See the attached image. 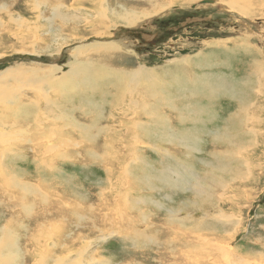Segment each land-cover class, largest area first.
I'll use <instances>...</instances> for the list:
<instances>
[{
  "label": "rangeland",
  "instance_id": "374dc122",
  "mask_svg": "<svg viewBox=\"0 0 264 264\" xmlns=\"http://www.w3.org/2000/svg\"><path fill=\"white\" fill-rule=\"evenodd\" d=\"M203 1L207 0H158L157 5L163 4L165 8L157 12L158 6L155 5L157 2L155 0H126L127 4L130 2L129 5L134 7L132 9L135 13L134 17L139 19L143 15L148 16L147 21L144 19L139 21L136 26L126 27L110 21L106 15L101 13L103 9L107 10L115 2L114 0H95L94 4L90 1L82 2L81 0H0V85L5 82L3 88H0V103L2 102L0 115L2 118L13 117V119L23 122L31 120L30 116L32 117V115L29 112L34 111L36 104L25 100L24 95L27 94L28 96L34 86L31 87V82H27L26 84L30 87L25 90L24 81L19 78L20 76L56 68L64 71L63 74L67 73L68 65L73 61L71 54L78 53L77 48H87L97 43L108 44L121 41L128 47L124 48L129 49L128 51H131L133 56L125 57L119 53L112 54L110 52L108 58L104 60L97 58L93 61L90 59V62L96 61L98 66L104 70L107 69V66L116 68V70L121 69V71L123 69L126 71L144 69L147 72L148 83L150 82L149 87L155 79L159 81L160 78L165 82L166 76L176 75L177 71L174 69V64L183 63L176 61L189 58L191 54H194L196 58L202 56L207 63L206 69L199 68L197 70L195 77H198V87L208 84L215 71L210 64V62L213 63V60L210 61L206 51L207 47L211 52V47L208 46L222 47V50L228 51L225 53L226 57L238 60V65L234 67V71L231 69L230 71L234 78H237V81L243 82L241 85L248 86L253 79L251 76L254 75L259 77L258 81L262 84L257 89V93L248 91L250 95H253L251 93H255V95L242 102L237 110L235 105L240 100L237 87L232 81H226V93L238 97V100L232 103L233 109L237 111L234 113L225 112L221 109L215 111L216 107L214 106L208 107L198 104L197 107L211 116L210 118H205L202 113L197 112L199 111L197 109V111H193L181 100L179 96H191L193 88L187 83L180 84L176 87L180 107L177 100L173 112H166L167 109L155 105L148 108L151 113L165 117L167 114L166 118L168 121L170 120L171 128L161 127L164 123L160 121V118L151 117L152 122H148L147 127L143 125L140 127V131L143 133L144 129L149 128V139L146 144L143 142L136 143L135 137L131 133L126 135L133 141H128L125 134H122L123 141L118 136L120 144L117 140L118 132L134 131L135 125L132 114L138 107L134 101H142L141 99L129 98V96L123 97L118 101V103H122L121 106L113 111L112 108L109 110L111 102L119 93L115 90L123 89L118 86L121 83L120 80L122 81L120 77L113 75L106 77L108 79L105 88L107 99H103L98 93L92 92L96 91V82L99 76H90L84 80V92L80 97L68 93V84L70 85L71 81L67 85L60 84L61 86L53 89L43 86L48 94L52 92L56 96L52 100L56 105L53 108L55 113H51L48 107H44L43 110L47 111V115L56 123L55 125L51 123L54 126V128L52 126L54 137L51 142L55 143L57 147L55 146L51 155L47 156V153H44L45 160L51 161L49 165L43 162L40 157L41 153L37 154V151L45 144V142L41 143V139L37 142L26 140L24 143L28 145V150L25 153L17 152V159L14 158L15 155L12 152L8 151L9 155L5 160L6 166L13 165L19 171L16 172L11 166H8L3 172V175L7 176L5 173L10 171V178L4 182L15 180L16 186L10 188L1 184L2 188L0 187L2 193L0 242L5 239L6 234L1 232L5 228H8L9 232L11 231L8 237L15 242L12 243L14 247L0 244V258L5 257L4 259H8L9 263L12 264H34L32 256L37 254L34 250L37 241H33L34 237L31 236L35 234L38 225L41 223L46 225L45 218L50 219L51 223L59 221L61 224L64 223L60 228L56 226L64 232L62 236L59 233L61 241L64 243L63 245H70L71 242L76 241V246L70 247V249H77L80 240L100 235L99 230L107 232L111 230H108V226L103 227L96 223L100 217H104V214L112 216L110 214L111 206L120 209L118 212L125 211V207L126 209L129 207L128 213L130 215L136 214L133 210L134 204L130 207L129 203L127 206L121 201L123 196H119V199L116 197L117 191L109 188L110 166L103 164L100 157L103 155V148L107 144L112 146L107 150V153L113 157L116 153L120 155L125 149L137 146L136 149L131 150L130 154V157L135 158L136 161L130 162L127 156V159L124 160L125 165H127V172H121L120 175L117 172L120 166L124 165L120 163L123 159L116 157L118 160L114 163V182L112 183L121 178L125 182L123 191L128 189L129 184L132 190L140 188V193L134 194L132 198L136 200L137 207L141 206L142 208L135 210L147 217L146 223L142 225L143 228L149 227L151 229V219H155L158 237V240L154 237L148 241L149 232H140L138 237H133L131 235L133 229L121 223L127 231L120 234L114 232L104 241L95 244V249L98 250L100 258L106 260L107 264H228L231 260L234 262L230 264H235L239 258L244 260V263L241 262L243 264H256L257 259H262L259 262L264 264V247H262L264 246V58L255 60L258 61L255 62L253 61L254 55L248 53V62H246L244 49L242 53L239 51H237L238 54L234 53L241 49V45L243 47L244 43L249 49L252 47V49L255 48L259 51L260 46L264 51V0H210L212 4L201 5L200 3ZM246 1L252 6L251 9H248V13H238L239 8L244 7ZM107 2L110 4L107 5ZM119 3L124 5V0ZM168 4L169 6H167ZM59 5L62 6V11L52 10V7ZM229 6H235V8L231 9ZM115 8L119 9V6L117 5ZM72 16H78L81 19L73 21ZM16 20L20 21L18 24L21 23V25H16L14 23ZM54 28L59 29L57 32L63 40L73 39V41L63 46L59 42L57 46L60 48L54 49ZM79 37L82 39L75 42V39ZM56 40H60V38H56ZM232 41L238 42L231 43ZM88 49L91 50L92 48ZM252 49L249 52H253ZM89 50L81 56V61H84L83 64L86 65V68H95L93 65H87L89 60L86 58L91 57V54L94 53ZM111 55L119 56V58L111 59ZM216 63L217 68L222 69L220 62L217 61ZM242 64L246 70H243ZM226 67L230 68V64H226ZM157 70H165L166 75L157 72ZM7 71H14L15 77L14 74L10 77L6 76ZM217 75L216 72V79L221 80V77ZM52 76H56L58 81L60 80L58 74L55 73ZM11 78L17 79L14 81L10 80ZM90 81H93L94 86L90 88L88 93L86 89ZM210 83L213 84L214 82ZM14 86L18 87L16 90L18 93H13L11 96L15 94L21 96L19 106L12 103L8 104L7 102H12L13 99L6 98L8 101L3 96ZM127 87L130 89V94L133 91L134 94L139 91L138 86H132V88L129 85ZM166 88L164 87L165 90ZM154 89L160 90V88ZM164 89L160 91H164ZM216 91L212 95L215 100L214 104L223 108L222 102L218 105L216 103L224 96L219 94L221 92L219 88ZM179 92L185 94L179 95ZM142 93L144 95V92ZM163 93L161 92L162 96L169 97ZM8 111L9 113H7ZM64 115L66 119L63 117ZM108 116L111 117L109 122ZM255 117H259V119L256 121ZM66 126L69 127L66 128ZM103 127L108 128L106 134L100 132ZM61 129L65 136L61 134ZM79 129L83 131L81 134L77 132ZM169 129L171 135H165ZM173 129L177 134L172 132ZM6 132V136L10 137L9 140L7 137L4 139H7L8 142L14 140L18 134L16 132L14 135V131ZM58 134L61 135L62 139L60 135L58 137ZM158 134H160L161 142L156 138ZM151 141L157 142L155 145L163 147V150L161 151L159 147L158 149L150 144ZM1 142L2 138L0 139ZM61 142L62 145H60ZM65 144L66 147L63 146ZM143 144L145 145L143 146ZM4 148L10 150V145L8 144ZM35 148H37L36 152L33 151ZM186 148H192V150ZM21 155H25L24 158H20ZM11 162L13 163L11 164ZM210 181H213V184ZM23 182H31V188L33 185L35 187L33 191L38 190V186H47L54 191V199L59 202V206L54 202L51 206L47 204L51 208V212L41 214L43 216L39 217L37 224L34 222L36 221L35 217H25L24 210L33 209V212L37 214L39 209L36 208L40 207L42 202L30 203L27 205L29 208L26 205L22 206L19 209L20 215H16L14 212L17 209L14 208V205L12 206L11 200L7 201L8 197L16 196L13 194L23 196L25 203L32 201L33 198L28 196V193L33 192L21 189ZM225 185L230 187L227 191L228 197L222 196L224 195L223 189H227ZM229 191L234 198L229 197L231 195ZM104 195H107L106 202L102 199ZM200 205L202 209H200ZM202 210H206L203 211V215ZM221 211L227 215L235 214V217L230 218L228 222L223 220L226 223L225 231L219 224L213 223H220V221L222 223L220 217L216 220L209 216L212 221L209 220V217H204L205 214H216L217 212L220 214ZM118 212L113 217L119 222L122 221L123 217ZM186 214L191 216L187 221L184 219L187 217ZM12 215H15V218L12 220L14 222L10 224L7 219H11ZM166 219L178 227L182 233H188V235L180 236L177 232L176 237L171 240L174 241V246H179L177 254L181 253L182 249H187L190 260L180 258L173 260L170 259L171 256H158L160 253L169 252L171 247L170 245L164 247V242L170 240L169 238L166 239V233L171 232V229L166 227L167 231H165L163 228V222L165 223ZM167 225L169 224L166 222ZM42 228L45 227L42 226ZM114 230L120 232L116 227ZM210 231L213 232L210 236H207L208 234L203 235ZM223 233L228 239L231 238V245L226 250L224 258L215 256L208 258L206 256L203 261L200 258L202 257L200 252L202 246L195 243L194 240L205 238L206 242L212 243L214 237L222 236ZM65 238H68V241ZM54 239L51 240L50 237L49 240L40 239L39 243L42 245L46 242L54 244ZM233 248L239 252H234ZM153 251L155 254L151 253ZM75 257L76 255H72L71 260L73 262Z\"/></svg>",
  "mask_w": 264,
  "mask_h": 264
},
{
  "label": "bare ground",
  "instance_id": "6f19581e",
  "mask_svg": "<svg viewBox=\"0 0 264 264\" xmlns=\"http://www.w3.org/2000/svg\"><path fill=\"white\" fill-rule=\"evenodd\" d=\"M81 1L82 2H88V1H90L92 4L95 3V0H81ZM114 1L115 2H113V3H115V4L112 3V5H110V7L107 8V10L106 9H103V11H101V13L103 15H106V17L110 21L115 22V23H118L119 25H123V26H126V27H133V26L138 25L139 24V21H141V20H144V19L146 21L148 20L147 19L148 16H145V15H143L139 19H137L136 17H134L133 15L135 13L132 11V9H134V7L131 6V5H129L130 2H128V4H127L125 2L126 0H124V5H122L119 2L120 1H123V0H114ZM155 1H157L156 4H155V5H157L158 4V0H155ZM212 1H214V0H212ZM244 3H246V4H244ZM244 3L243 4L245 6L242 7L243 9L242 8H239V10H238V13H240V14H242V13H248V9H251V7H252L249 2L246 1ZM109 4L110 3L107 2V5H109ZM117 5L119 6V9H116L115 8ZM157 6H158L157 12H160L163 8H165V6L163 4L157 5ZM167 6H169V4ZM229 7L231 9L235 8V6H229ZM52 10L53 11L60 12V11H62V6H60V5L59 6H54V7H52ZM81 10H82V8H81ZM129 10H131V11H129ZM73 15H76V14H73ZM71 19L73 21H75L77 19H81V17L72 16ZM19 22L20 21H17V20L14 21V23L16 25H21V23L18 24ZM58 30H56V28L53 29V31L55 33L54 44H53V45H55V48L54 49L60 48L59 46H57V44L59 42H60V45L63 46V45H68L69 43H71L73 41V39L66 40V41L63 40L59 36V33L57 32ZM91 32H93V31H91ZM56 38L57 39L60 38V40H56ZM81 39H82V37L76 38L75 39V42L76 41H80ZM124 47H127V46H125L124 43H122L120 41L118 43L115 42V43H108V44H98L97 43V44H94V45H90L87 48H84V47L77 48L76 50H79V52L78 53H75V54H71V59L73 61L71 62L70 65H68L69 70L67 71V73H64L63 74L62 72H64V71H60L61 70L60 68H56V69H53V70L52 69H45L43 71H37V72L31 73V74L26 73L25 75L19 77L21 80L24 81V89L25 90L27 88H29L30 86L31 87L34 86L33 88H31V92H29V94H28V96H30L32 99L29 98L27 96V94H25V93H23V94H25L24 95L25 100L32 101L33 103L36 104V106L33 105V106H35L34 111L33 112H29V114L32 115V117L30 116V119L31 120L28 121V122H23V121H20V120H16V119H13V117H10L9 119H8V117L7 118H2L1 115H0V139L2 138V142L0 143V187L1 188H2V185L3 184H5L6 187H10V188H13V186H16L14 184L15 183L14 182L15 180L14 181L13 180L12 181H8L6 183L4 182L5 180H8L10 178V171L9 170H7L9 172H6L5 173L7 176H4L3 175L4 174L3 172L5 171V168L6 167L11 166V168L14 169L16 172L19 171L13 165L6 166L5 160H6L7 156L9 155V152L8 151L12 152L15 156L18 155V154H16L17 152H23V153H25L28 150V145L26 143H24L26 140L27 141L29 140L31 142H37V141H39L41 139L40 140L41 143L42 142H45V144H43V146H42L41 149H39L37 151V148H35L33 151L36 150L37 151V154H40L41 153L40 154V157L43 159V162L44 163H46L48 165L51 163V161L45 160L44 153H47V156H48V155H51V153H53V151L55 150V146L56 145H55V143L51 142L52 141V138L54 137V131L52 129V126L53 125H51V123H53L54 125L56 123L49 117V115H47V111H44L43 108L44 107L45 108L48 107V109H50L49 111L51 113H55L53 111V108L56 105H55L54 102H52V100H54L56 96H54L51 91H50L51 93L48 94V91H46L44 89V87H46V86L48 88H52L53 89V88H56L57 86H59L60 84L67 85L71 81L70 85L68 84V87H69L68 88V90H69L68 93L70 95H72V96H78V97H80V96L83 95V92H84V84H83L84 80L87 79V78H89L90 76H93V77L99 76V79L96 82V91L94 90L92 92L93 93H98L99 96L101 98H103V99H107L106 94H105V88L107 87L108 79L106 77L108 75L118 76V77H120L122 79V81L120 80L121 83L118 86L119 87H122L123 89L121 90L119 88V90H115V91H117L119 93L116 95V97L114 98V100L111 102V104L109 106V110L112 108V111H113L117 107L121 106L122 103H118V101H120L123 97H126L127 98V96H129V98L141 99L142 101H140V100L134 101V103L136 105H138V107L135 108L136 111L132 114L133 115V124L135 125L134 131L133 132H128V131L127 132H118L117 133V140H118V136H119L121 138V140L123 141L124 138L122 137V134H125L126 135V134L131 133V134L134 135L135 142L136 143L137 142H143V143L146 144L148 142V139H149V135H148L149 128L148 129H144V133H143V132L140 131V127H141V125H143L144 127H147L148 126V122H152L150 120V118L153 117V116L159 117L160 118V121H162L164 123V124L161 125V127L164 126L166 128H171L170 127V123H169L170 120L168 121V119L166 118L167 117V114H165L166 115V117H165L164 115H159L157 113H151L148 110V108H150L153 105H155L156 107H162V108L167 109L166 112H173V110L176 108V102H177V100H178L179 107H180V99L177 96L176 87H178L181 84L182 81L180 80L179 77H177V75H174L172 77L166 76L165 82L163 80H161L160 78H159V81L158 80L156 81V79H155L154 83L150 84V87H149V83L150 82L148 83V80H147V72H145L144 69H140L141 67L139 68L140 71L139 70H136V71H134V70L133 71H131V70L126 71V70L123 69L124 72H122L123 70L122 71H121V69L120 70H116V68L114 69L111 66L110 67L107 66V69L104 70V69H102L101 67L98 66V64L96 63V61L94 63L93 62H90V59L92 61H93V59H97V58H100L101 60H104L105 58H108L109 57L110 52L112 54L119 53V54H121V55H123L125 57H131V55L133 56V53L131 51H128L129 49L127 50L128 47L127 48H124ZM245 47L247 49H249L248 46H245ZM49 48H51V46H49ZM88 48H92V49L89 50ZM87 49L90 52H92V51L94 52V53L91 54V57L88 56V58H86L87 60H89L88 61L89 63L87 65H93V66H95V68H86V65L83 64L84 61H81V56L84 53L88 52ZM134 57H136V56L134 55ZM110 58L111 59H116V58H119V56L111 55ZM100 59H99V61H100ZM184 59H186V60H184ZM184 59H182V61H176V62L187 63V60L189 58H184ZM200 63H201V65H199L200 68L206 69L205 66L207 65V63L204 61V59H203L202 56L200 58ZM7 72H8L7 74L5 73L6 76H9L10 77V75L14 74V77H15V72L14 71H7ZM55 73L59 75V77H60L59 78L60 79L59 81L60 82L57 79L58 77L56 78V76H52V74H55ZM195 76H192L191 77V82L190 83H191V86L193 88L192 91H195V87H196V85H198V77H195ZM13 78H11L10 80H14L15 81L18 77L16 79H13ZM101 78H103V79H101ZM114 80L117 81V79H114ZM27 82H31V85L29 86L28 84H26ZM92 82L93 81H90L89 84L87 85L88 88L86 89V92H88V93H89V90H91L90 88H92L94 86V83H92ZM103 83H104V86H103ZM4 85H5V82H3L0 85V88H3ZM129 85H131V87L132 86H136V87L138 86L139 87L138 93H135L134 94V91H133L130 94L129 93V90L130 89H128L129 87H127ZM114 86H117V85L114 84ZM164 87H167L166 90L164 89ZM17 88L14 86L9 91H7L6 93H4L5 95H3V96H4V99L5 100H8L9 98L13 99V100L10 99L12 102H7L8 104L9 103H12V104H17V106L20 105V98H21V96H16V94L18 93V91H16ZM154 88H160V90L161 89H164V91L163 90L162 91H160V90L158 91V90H156ZM38 89H40L39 90V93H38ZM152 89H154V90H152ZM142 92H144V95H143ZM161 92H164L163 94H167L169 97L162 96L161 95ZM13 93H16V94L13 95V96H11ZM48 96H49V98H48ZM6 98H8V99H6ZM3 103H4V101H3ZM129 105H130V103H129ZM16 107H14V108H16ZM72 107H74V106H72ZM69 110H70V108H69ZM112 111H111V113H112ZM130 111H132V110H130ZM7 113H9V111ZM11 114H12V112H11ZM56 114H54V116H56ZM128 114H129V112H128ZM65 115L63 117L66 119ZM72 115H74V114H72ZM54 116H53V119H54ZM257 116H258V114H257ZM110 118L111 117H109V116L107 117L108 122H109ZM45 119H46V122H44ZM67 119H68V117H67ZM117 119H120V118H117ZM257 119H259V117L258 118L255 117V120L256 121H257ZM11 121L14 122V123H12ZM67 121H65V122H67ZM3 125L5 127L4 129H3ZM62 126H64V125H62ZM67 127H69V126H66V128ZM53 128H54V126H53ZM66 128H65V130H66ZM107 130H108L107 127H103L100 132H103V134H106L107 133ZM6 131H11V132L14 131V133H15L14 135H16V132L18 134H17V136L15 137L14 140L8 142V141H6L7 139L6 140L4 139V138L7 137L6 136V133H7ZM74 131H76V130H74ZM77 132L81 134L83 131H81V129H79V130H77ZM96 132H97V130H96ZM172 132L173 133H176L174 131V129H173ZM61 134L63 135L62 129H61ZM59 135L60 134H58V137H59ZM159 135L160 134L156 135V138L160 141V136ZM165 135H171L170 129L167 132H165ZM63 136H65V134ZM9 137H7L8 140H9ZM60 137H61V135H60ZM87 137H89V136H87ZM126 138H127L128 141H133V140H131V138H128L127 135H126ZM61 139H62V137H61ZM63 139H65V138H63ZM111 139H112V137L110 138V140ZM105 140H106V138H105ZM83 141L86 142V140H83ZM65 142H67L66 139H65ZM78 142H81V141H78ZM107 142H109V141H107ZM118 142H119V140H118ZM149 143L152 144V145H154L156 148L159 147L161 149V151L163 150V147H160L159 145H155V143H157V142L151 141ZM8 144L10 145V150L7 149V148H4L5 146H8ZM119 144H120V142H119ZM145 144H143V146ZM60 145H62V142H61ZM63 146L66 147V144L63 145ZM78 146H79V143H78ZM110 147H112V146H109V145L106 144L104 146V148H103V152L104 153H103V155L100 156L101 157V160H102V163L105 164V165L110 166V168H111V169L109 168V173H110V177H109L110 186H109V188H112V189H114L115 192L116 191L118 192V193L116 192V195L117 196L116 195L115 196L118 197L119 199H120L119 196H123L121 198L122 199L121 201L124 202V203H126L127 206H129V203H130V207H131V205L134 204L135 205V208H133V210L135 211L136 214L130 215L128 213L129 207H128V209H126V207H125V211L118 212L120 209L111 206L110 214H112V216H108V215L104 214V217H100L97 220V222H96V223H99L100 226H103V227L108 226V230H110V229L111 230L109 232H107L105 230H103V231L99 230L98 232H100V235L95 236V237H92V238H85V239L80 240L79 241V246H78L77 249H70V247H75L76 246L75 245V242L76 241L75 242H71V244L69 243L70 245H66V244L63 245L64 243H62V241H61V236H62V234L64 235V232L62 231V229H58L56 226H58L60 228L61 225L64 224V223L61 224L60 221L57 222V223H51V220L50 219L48 220V219L45 218L44 221H46L45 223H46L47 226L45 224H42L41 223L40 225L37 226V230L35 231V234H32V236H31V237H34L33 238V241H35V242L37 241V244H36V246L34 248V250L37 252V254L34 255V256H32V259L34 261V264H107V261L106 260H103V259L100 258L99 253H98V250L95 249V244L97 242H99V241H104L105 239H107L108 237H110L111 234H113L114 232L117 233V234H120V233H124V231H127V229H124L122 227V224L121 223H123L126 227H130V228L133 229V232H131V235L133 237H138L140 232H149V235L150 236L148 237V241H151L154 237L158 240L157 232H156V229H155V227H156V221H155V219H153V220L151 219V229L149 227L143 228L142 225L146 223L147 217H145V215L144 216L141 215L140 213H138L136 211V210H140V207L141 206L140 207H137L138 206V205H136L137 202H136V200H133L132 197H133L134 194L140 193V188H136L135 190H132L131 189V186L129 184L128 185V189L126 191H123L122 188H124L123 186H124V183L125 182L121 178L118 181L116 180L115 183H112V182H114L113 181V178H114L113 171L115 170L114 169V163H116L117 160H118V159L116 160V157H119L120 159H123L122 161H120V163H123L124 165H121L120 168H119V170H118V172H117V174L120 175L121 172H123V173L127 172V168H126L127 165H125V161H124L125 159H127V156L129 157L130 162L132 161V163H133V162L136 161L135 158H131L130 157V154H131V150L136 149L137 146L136 147H133V148H127V149H125L120 155H118V153H116L114 157L112 155H110V154L107 153V150ZM186 147H188V146H186ZM72 148H74V147H72ZM186 149L187 150H192V148H186ZM65 150H67V148H65ZM63 151H64V149H63ZM132 153H135V152L132 151ZM243 154H244V152H243ZM15 156H14V158L17 159L18 156H16V157ZM24 156L25 155H23V156L21 155L19 157L20 158L21 157L24 158ZM2 160H3V164H2ZM12 163L13 162H11V164ZM105 169L107 170V168H105ZM173 172H175V171H173ZM109 173H108V175H109ZM180 173H182V172H180ZM176 174L178 175L177 172H176ZM210 182L212 183L213 181H210ZM30 183L31 182H26V183L22 184L23 186H21V189H23L25 191L26 190H29V191H32L33 192V193L30 192L31 194L28 193V196H31L33 198L31 202L25 203L24 202L25 200L22 198L23 196L21 197L19 194H13V195H16V196H12L11 198L8 197V200L7 201H10L11 200L12 206L14 205V208L17 209L16 212H14L12 210V212L16 213V215H20L19 214V209H21L22 206H25L26 205V207L29 208V206H27V205L30 204V203L42 202V205H40V207H37L36 208V209H39L38 212H37V214H35L33 212V209H25L24 210L25 217H32V216L35 217V220L36 221H34V222H36V224H37L38 221H39V217L40 216H43L41 214L50 213L51 212V208L49 206H47V204H50V206H51L52 203L54 202L57 206H59V202H56L55 201V199H54L55 196H54V193H53L54 191L50 190L47 186H38V190L33 191V188H35V187L33 185V188H31ZM224 184H226V183H224ZM225 186L227 187V189H223L224 195H222V196L223 197H228V192L227 191H228V189L230 187H228L227 185H225ZM3 190H5V189L3 188ZM0 191H1V189H0ZM229 192L231 194L229 197L234 198V196L232 195L231 191H229ZM1 194L2 193L0 192V205L2 204V195ZM21 195H22V193H21ZM23 195H24V193H23ZM105 198H107V195L102 196V199H104V202H106V199ZM130 199H131V201H130ZM7 205H9V204H7ZM203 205H205V204H203ZM95 209H97V208H95ZM200 209H202V206L201 205H200ZM203 211H206V210H202V215H203ZM222 211H221L220 214H219V212H217L216 214L208 213V214H205L204 217L206 218V217H209L210 216L211 218L216 219V220L219 219L218 217H220V220H222V223H221V221H220V223H217V222H213V223L219 224L222 227V229L225 231L226 230V223L223 222V220L226 221V222H228L230 218L235 217V214L232 213V214L227 215L225 212H222ZM2 212H4V211H2ZM117 212L122 215V217H123L122 221H119L118 222L113 217V215H115ZM186 215H187V217H185L184 219H186V221H187V219L188 218H191V216L188 215V214H186ZM11 217H12L11 219H7V222L10 223V224H12V222H14L12 220H13V218H15V215H12ZM75 217L77 218L78 216H75ZM210 217H209V220L212 221V219ZM80 218H82V217L80 216ZM184 219H183V221H184ZM88 222L90 223V221H88ZM88 222H87V224H88ZM166 222L169 225L166 226ZM163 224H164V227L163 228H164L165 231H167V228L171 229V232L166 233V239L169 238L170 240H167V241L164 242V247H166L168 245H170L171 247H170L169 252L164 253V254H161L160 253V254H158V256L159 257H162V256L169 257V256H171L170 259H173V260H177V258H180L182 260L183 259H185V260H188L189 259L190 260L191 258H190L189 254H188L187 249H182L181 250V253L177 254L179 246H176V245L174 246L175 243H174L173 240H171L172 238L174 239L176 237V233L177 232L179 233L180 236H182V235H188V233L187 232H183L182 233L180 231V229L178 227H176L175 225H172L171 222L168 219H166L165 220V223L163 222ZM42 226H44L45 228H42ZM17 227H18V225H17ZM115 227L118 230H120V232L115 231L114 230ZM7 229L5 228L4 230L1 231V232H3L6 235H5V239L2 240L0 242V244L2 246H7L8 245L7 247H10V246L14 247V244L12 245V243L15 242V241H13L10 237H8V235L10 234L11 231L9 232ZM59 233H60L61 236L59 235ZM211 234H213L212 231L206 232L203 235L210 236ZM54 235H55V239H54ZM212 236H214V235H212ZM49 237H50L51 240L52 239L55 240V243L54 244H51L49 242H46L44 245H42V243H39L40 239H42V240L43 239H48L49 240ZM67 239L65 238V240H67ZM230 239H228L226 237L225 233H223L222 236L214 237L212 243L206 242L205 238H202V240H194V242L195 243H198V244H200L202 246V248L200 249V252L202 253V257H200V258L204 261L205 258H206V256H208V258L209 257L214 258L213 256H215L217 258H224L225 254H226L225 253L226 250L231 245ZM188 246H184V247H188ZM262 247H264V246H262ZM233 249H234V252H237L238 251L235 248H233ZM151 253L155 254L154 251L151 252ZM72 255H76V257L74 258V262L71 260L72 259ZM234 257H236V256H234ZM4 258H0L1 259L0 260V264H12V263H9L8 259H4ZM257 260L258 261L256 262V264H262V263L259 262L262 259L261 260L257 259ZM12 262H13V260H12ZM232 262H234V261L231 260V261L228 262V264H230ZM241 262L244 263V260L242 258H239L238 261L237 260L235 261V264H243ZM169 264H171V263H169ZM199 264H203V263H199Z\"/></svg>",
  "mask_w": 264,
  "mask_h": 264
},
{
  "label": "crops",
  "instance_id": "0c3cea01",
  "mask_svg": "<svg viewBox=\"0 0 264 264\" xmlns=\"http://www.w3.org/2000/svg\"><path fill=\"white\" fill-rule=\"evenodd\" d=\"M234 42H238V41H232L231 43H234ZM246 44L244 43L243 47L241 45V49L239 50H236V52H234L235 54H238L237 51L241 52L242 53V50L246 49L245 52H246V58H245V61L248 62V53L254 55V60H260V59H263L264 58V51L263 49L259 46L258 49H260L259 51L255 48L252 49V47L250 49L253 50V52H249L250 49H247L246 47ZM210 49H211V52L207 49L206 47V51L209 58H210V61L211 59L213 60V63L210 62V64H212L213 68L215 69L214 71V74H213V78H211L209 81H208V84H205V85H201L198 87V85L195 87V91H193V94L191 96H179L181 98V100H183L185 102L186 105H188L189 107H191V109L194 111H197L199 113H202L203 116L206 117H211L209 116L205 111L201 110V108H198V104H202V105H205V106H214L216 107L215 111L218 110V109H221L225 112H230V113H234L238 110V107L239 105L242 103V102H245V100H248V98L250 96H253L255 95V93H257V89L259 88L260 86V82L258 81L259 80V77L257 75H254V76H251L253 77L252 81L248 84V86L246 85H241V81H237V78H234V75L232 74V72L230 71L233 70L234 71V67L238 65V60L237 59H229L228 57L225 56V53L228 52V51H224L222 50V47H217L215 48L214 46H208ZM233 53V52H232ZM187 57V56H186ZM195 55L194 54H191L189 55V59L187 61V63H178V64H174V69L177 71V77L180 78V80L182 81L181 84L184 85V83H187L188 85H191V77L192 76H195L196 73H197V70H199V66L201 63H200V57H197L195 58ZM220 62L221 64V68L222 69H219L217 68V63L216 62ZM252 61V62H253ZM255 62H258V61H255ZM223 63V65H222ZM226 64H230V68L226 67ZM243 65V64H242ZM247 67V65H246ZM240 68H242V66L240 65ZM243 70H246L245 66L243 65ZM157 72L163 74V75H166V71L163 70V71H158ZM216 72L218 73L217 76H220L221 77V80H217L216 79ZM228 72V73H227ZM172 75V74H171ZM174 76V75H172ZM256 77V78H255ZM255 78V79H254ZM214 82L213 84H211L210 82ZM226 81H232L235 86L237 87V92H238V95H239V102L235 105L237 106V110H234L233 109V106H232V103L233 102H236V100H238L237 98L238 97H235L233 94H227L226 91H225V82ZM246 82H249L246 80ZM241 85V86H239ZM262 85V84H261ZM209 86V87H208ZM263 87V86H262ZM217 88H219L221 90V92L219 94L223 95L224 98H221L219 101L217 100V105L222 102L224 105H223V108H220L219 106H216L214 104L215 100H214V97L212 96L214 94V91L217 90ZM249 92H255V93H251L253 95H250ZM210 92V93H209ZM185 93L183 92H179V95H184ZM197 109V110H196ZM197 123V122H196Z\"/></svg>",
  "mask_w": 264,
  "mask_h": 264
},
{
  "label": "water",
  "instance_id": "95a60500",
  "mask_svg": "<svg viewBox=\"0 0 264 264\" xmlns=\"http://www.w3.org/2000/svg\"><path fill=\"white\" fill-rule=\"evenodd\" d=\"M200 4H201V5H202V4H203V5H204V4H212V1L207 0V1H203V2H201Z\"/></svg>",
  "mask_w": 264,
  "mask_h": 264
}]
</instances>
